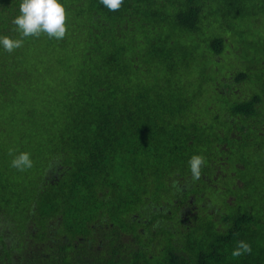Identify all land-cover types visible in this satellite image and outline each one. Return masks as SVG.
<instances>
[{
  "label": "trees",
  "instance_id": "1",
  "mask_svg": "<svg viewBox=\"0 0 264 264\" xmlns=\"http://www.w3.org/2000/svg\"><path fill=\"white\" fill-rule=\"evenodd\" d=\"M60 2L0 0V264H264V0Z\"/></svg>",
  "mask_w": 264,
  "mask_h": 264
},
{
  "label": "clouds",
  "instance_id": "2",
  "mask_svg": "<svg viewBox=\"0 0 264 264\" xmlns=\"http://www.w3.org/2000/svg\"><path fill=\"white\" fill-rule=\"evenodd\" d=\"M101 3L109 10L115 11L121 7L123 0H101ZM65 7L60 0H20L19 14L12 23L22 37L39 36L46 33L50 38L62 39L66 34ZM24 41L22 38L14 39L7 35H0V48L7 52L20 48ZM204 157L200 154H193L188 165L192 177L197 180L201 176V166L204 164ZM11 166L18 170H25L33 166L30 153L19 152L11 160ZM252 251L251 245L246 241H238L237 246L232 250V256L238 257Z\"/></svg>",
  "mask_w": 264,
  "mask_h": 264
},
{
  "label": "rangeland",
  "instance_id": "3",
  "mask_svg": "<svg viewBox=\"0 0 264 264\" xmlns=\"http://www.w3.org/2000/svg\"><path fill=\"white\" fill-rule=\"evenodd\" d=\"M245 29V28H244ZM246 29H250L251 30V32L256 36V35H258V34H261L263 31H264V22L263 23H261V22H259V23H251V24H249V26H247L246 27ZM256 32H258V33H256ZM264 35V34H263ZM229 36V35H228ZM258 48V50H263L264 49V46L263 47H257ZM235 51V49H234V47H232V46H230V47H227L226 48V50H225V52L226 53H229V52H234ZM58 92V91H57ZM59 94V93H58Z\"/></svg>",
  "mask_w": 264,
  "mask_h": 264
}]
</instances>
